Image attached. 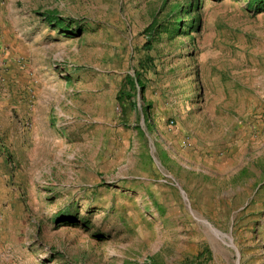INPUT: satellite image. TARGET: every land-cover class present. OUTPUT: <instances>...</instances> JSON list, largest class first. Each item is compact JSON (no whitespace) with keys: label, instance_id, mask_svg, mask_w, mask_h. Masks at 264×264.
<instances>
[{"label":"rangeland","instance_id":"374dc122","mask_svg":"<svg viewBox=\"0 0 264 264\" xmlns=\"http://www.w3.org/2000/svg\"><path fill=\"white\" fill-rule=\"evenodd\" d=\"M0 6V264H264L257 1Z\"/></svg>","mask_w":264,"mask_h":264},{"label":"trees","instance_id":"16d2710c","mask_svg":"<svg viewBox=\"0 0 264 264\" xmlns=\"http://www.w3.org/2000/svg\"><path fill=\"white\" fill-rule=\"evenodd\" d=\"M257 1L258 5V10L263 11L264 10V2H261L260 0H255ZM151 49V44L147 45V50ZM136 79L134 80L132 76H129L128 79L126 80V85L122 86L120 91L117 94V101L120 104L123 112L127 111V108L129 107H134L132 104V99H133V93L137 91L138 88L141 89V93L144 94L146 90V85L144 84L141 76L139 73H136Z\"/></svg>","mask_w":264,"mask_h":264},{"label":"crops","instance_id":"0c3cea01","mask_svg":"<svg viewBox=\"0 0 264 264\" xmlns=\"http://www.w3.org/2000/svg\"><path fill=\"white\" fill-rule=\"evenodd\" d=\"M2 16H4V13L2 12V10H1V6H0V21H1V19H2ZM5 18H7V17H5ZM6 20H7V19H6ZM0 27H1V25H0ZM0 33H1V30H0ZM3 43H5V45H6L7 43L10 44V40H9V39H7V40H1V39H0V47L3 45Z\"/></svg>","mask_w":264,"mask_h":264},{"label":"water","instance_id":"95a60500","mask_svg":"<svg viewBox=\"0 0 264 264\" xmlns=\"http://www.w3.org/2000/svg\"><path fill=\"white\" fill-rule=\"evenodd\" d=\"M233 248H235L236 249V247L233 245ZM238 258H239V254H238ZM238 264H239V262H238Z\"/></svg>","mask_w":264,"mask_h":264}]
</instances>
